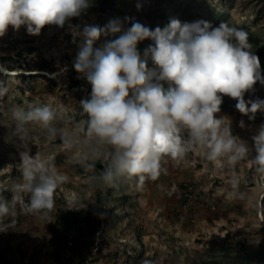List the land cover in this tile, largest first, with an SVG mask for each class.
<instances>
[{
  "label": "rangeland",
  "instance_id": "374dc122",
  "mask_svg": "<svg viewBox=\"0 0 264 264\" xmlns=\"http://www.w3.org/2000/svg\"><path fill=\"white\" fill-rule=\"evenodd\" d=\"M107 1L111 8L106 13L98 10L100 0H91L86 14L71 18L63 27L47 25L36 36L29 35L25 26L18 31L9 27L5 36L0 37V53L5 51V41L32 39L39 49L37 58L42 55L58 67L57 72L47 75L32 72L40 77L35 89L21 95L18 75L22 71L5 72L4 64L0 63L3 66L0 87L7 88L5 95L0 96V202H7L10 210L0 221L6 226L0 238V252L9 259L17 261L21 250L26 258L41 264H56L48 226L57 211L81 208L98 195H104L110 187L101 186L102 175H95L93 168L88 167L95 161L110 163V157L107 146L82 130L87 117L80 101L90 98L91 85L73 67L80 42L75 35L76 25L87 22L103 26L113 17H134L138 2L148 3L152 8L167 2L168 21L171 17L182 22L203 19L215 27L219 24L201 17L198 7L214 10L227 15L224 23L246 31L257 40V45L249 41L255 54L258 47L264 46V0ZM103 40L101 37L94 46L98 47ZM151 43L146 40L139 44L141 53ZM37 58L27 60L32 63ZM148 67H154L151 61ZM72 73L86 84L80 90L66 88ZM261 76L264 77V68ZM49 79L56 83L51 91ZM256 98L264 99V84L259 81L244 95L246 101ZM236 103L224 96L221 111L216 115L227 118L233 135L251 145V137L264 123V113L258 112L255 120H249L235 108ZM44 105L56 114L54 137L42 125L21 123L13 116L17 107L27 112ZM241 120L245 124L243 128L239 124ZM68 137L72 138L71 146L62 139ZM24 152L54 165L68 177L55 192L51 220L20 210L18 202L25 200L27 193L21 194V200H13L14 186L22 183V178H14L12 171L14 167L21 171ZM254 155L250 153L233 169L226 163L213 164L194 151L181 162L165 158L162 167L166 171L156 180L146 179L140 184L137 178H117L126 199L124 203L118 199L107 204L108 212L102 224L105 237L96 240L91 264H112L114 259L117 264H125L140 254L143 264H264V176L254 171L251 164ZM233 174L239 181L237 187L230 183Z\"/></svg>",
  "mask_w": 264,
  "mask_h": 264
},
{
  "label": "clouds",
  "instance_id": "9594fccd",
  "mask_svg": "<svg viewBox=\"0 0 264 264\" xmlns=\"http://www.w3.org/2000/svg\"><path fill=\"white\" fill-rule=\"evenodd\" d=\"M90 7L91 0H0V37L9 27L18 31L22 26L36 36L47 25L63 27ZM75 29L80 42L73 67L91 85L90 98L80 101L87 117L82 130L109 149L101 186H115L120 177L137 178L140 184L156 180L166 171L165 158L181 162L194 151L233 169L255 153L251 164L264 176V123L249 145L233 135L227 118L216 115L224 96L236 100L235 108L249 120L264 113V99H244L258 81L264 84L246 31L224 22L214 27L203 19L182 22L175 17L163 28L151 29L128 16L113 17L103 26L84 22ZM101 37L103 42L94 46ZM145 40L152 43L141 53L138 45ZM149 61L154 67H148ZM6 92L0 87V96ZM13 116L21 123L42 125L55 136L56 114L48 105L27 112L17 107ZM239 124L245 127L243 120ZM62 139L71 146V137ZM21 155L22 183L14 186L13 200L27 193L24 211L51 220L55 192L68 177L39 157ZM230 183L238 186L235 174ZM9 211L8 203L0 202V221Z\"/></svg>",
  "mask_w": 264,
  "mask_h": 264
},
{
  "label": "trees",
  "instance_id": "16d2710c",
  "mask_svg": "<svg viewBox=\"0 0 264 264\" xmlns=\"http://www.w3.org/2000/svg\"><path fill=\"white\" fill-rule=\"evenodd\" d=\"M111 8L107 0H100L98 3V10L101 13H106ZM201 17H208L215 23L225 22L227 19L226 14L217 13L214 10L206 11L198 7ZM134 18L141 23L146 24L151 29L157 26L163 28L168 23V14L170 8L167 2H161L157 7L152 8L150 4L142 3V8L133 10ZM183 15H181L182 17ZM184 20V19H183ZM190 22V21H189ZM249 41L258 44L256 39L248 33ZM146 41V40H145ZM5 47L0 54V63L4 64L8 71H23L27 74H19L21 82L20 94L23 95L26 91H33L34 84L40 78L39 75L31 74L32 72H47L49 74L58 71V67L53 65L51 60H47L42 55L38 56L39 49L30 40H14L5 41ZM256 55L260 59L261 70L264 68V46L258 47ZM28 58H37V61L29 62ZM29 73V74H28ZM49 90L55 87V81H48ZM3 85V83H2ZM86 84L76 79L73 73L69 76L66 88L68 91L80 90ZM64 95L62 96V98ZM94 165L93 172L95 175L100 176L103 171L108 168L109 164L106 161L91 162ZM12 176L14 178H21V171L13 168ZM122 199L125 202V195L122 192L120 184L117 179L115 186L107 187L104 195H98L95 200L87 202L83 207L77 209H59L55 215V219L49 224L48 229L51 233V243L54 246L52 254L53 260L56 264H91L92 250L96 240H102L105 237L103 233L102 224L106 219L107 204L112 201ZM5 202V201H1ZM28 202V196L25 200L18 202L20 210L24 211V206ZM5 232L0 231V238ZM70 244V245H69ZM116 257V256H115ZM114 257V258H115ZM0 264H41L33 258H26L23 251L18 252V260H13L5 257L0 252ZM112 264H117L116 260ZM125 264H143L142 255L140 254L133 261H126Z\"/></svg>",
  "mask_w": 264,
  "mask_h": 264
},
{
  "label": "bare ground",
  "instance_id": "6f19581e",
  "mask_svg": "<svg viewBox=\"0 0 264 264\" xmlns=\"http://www.w3.org/2000/svg\"><path fill=\"white\" fill-rule=\"evenodd\" d=\"M0 67L3 68V66H1V65H0ZM4 70H5V72H8L6 69H4ZM11 73H14V72H11Z\"/></svg>",
  "mask_w": 264,
  "mask_h": 264
},
{
  "label": "built area",
  "instance_id": "2783aa9c",
  "mask_svg": "<svg viewBox=\"0 0 264 264\" xmlns=\"http://www.w3.org/2000/svg\"><path fill=\"white\" fill-rule=\"evenodd\" d=\"M70 245V244H69Z\"/></svg>",
  "mask_w": 264,
  "mask_h": 264
}]
</instances>
